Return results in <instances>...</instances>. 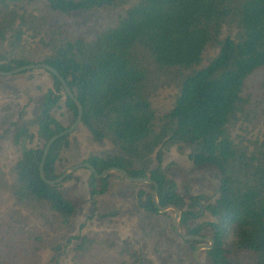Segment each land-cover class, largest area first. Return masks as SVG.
<instances>
[{"label":"trees","instance_id":"trees-1","mask_svg":"<svg viewBox=\"0 0 264 264\" xmlns=\"http://www.w3.org/2000/svg\"><path fill=\"white\" fill-rule=\"evenodd\" d=\"M40 63L56 69L82 104L92 140L116 149L84 163L156 181L160 206L182 210L183 233L214 239L204 263L264 264V0H0V71ZM39 71L54 89L33 119L22 121L16 103L0 104L1 137L13 133L19 148L10 163L0 160V264H150L130 243L78 227L84 200L40 178L46 143L68 127L53 115L61 83ZM162 73L177 87L165 108L155 103L168 84ZM65 97L73 123L78 109ZM68 146L67 136L51 145L48 180L62 175ZM171 148L217 171L215 196L189 195L188 184L177 192L162 167ZM111 177L121 178L90 172V195L104 194ZM197 203L207 219L193 224ZM148 212L160 213L153 202ZM175 235L192 256L199 241Z\"/></svg>","mask_w":264,"mask_h":264},{"label":"rangeland","instance_id":"rangeland-1","mask_svg":"<svg viewBox=\"0 0 264 264\" xmlns=\"http://www.w3.org/2000/svg\"><path fill=\"white\" fill-rule=\"evenodd\" d=\"M85 19L96 22L98 18ZM35 69L11 77L0 76V104L16 103L23 108L22 121L31 120L36 115L39 102L47 92L54 89L49 74ZM164 79L165 74L162 73ZM166 77V76H165ZM168 84L158 90L155 103L165 108L169 105L170 96L176 92L175 82L166 77ZM65 93V92H64ZM66 95V94H65ZM65 95L53 110V115L64 127H70L72 115L65 106ZM0 131V160L10 163L17 155L19 148L13 143V133L2 138ZM69 146L58 164L62 173L69 167L84 164L91 155L115 153L116 149L110 143H96L89 132L80 123L67 135ZM157 165V163H156ZM162 167L177 185V192L185 194L184 184L189 186V195L215 196L219 184L217 171L211 166H195L186 154H179L171 148L162 155ZM69 180L60 183L61 189L84 203L78 207L75 215L78 227L85 223L84 231L109 236L117 242H128L134 248H139L146 261L150 264H188L194 259L185 257L182 244L175 235L173 226L174 211L152 214L145 206L151 197L153 188L144 183H130L122 178L111 177L108 189L104 194L91 196L89 189L90 170L82 167L71 174ZM118 210L116 216L100 217L106 212ZM197 210V209H196ZM91 217V219H88ZM207 217L191 221L201 223ZM204 253L200 252L202 259ZM47 259V256L45 257Z\"/></svg>","mask_w":264,"mask_h":264},{"label":"water","instance_id":"water-1","mask_svg":"<svg viewBox=\"0 0 264 264\" xmlns=\"http://www.w3.org/2000/svg\"><path fill=\"white\" fill-rule=\"evenodd\" d=\"M35 69H41V70H45L50 72L51 74H53L58 81L61 83L62 88L65 92V94L75 102L77 109H78V115L77 118L75 120V122L72 124V126H70L68 129L54 135L53 137H51L48 142L46 143L45 147H44V151H43V156H42V161L39 165V175L40 178L47 184L49 185H56V184H60L61 182H63L69 175H71L72 173H74L76 170H78L79 168L85 167L87 169L90 170V172L93 173V175L95 176V178L97 179H103L105 178L107 175L111 174V173H116L118 174L122 179H124L125 181H128L130 183H144V184H151L153 186V192L151 195V200L154 203V205L158 208L160 213H165L168 211H174V217H173V226L175 229L176 234L182 238L183 240H190V241H207L208 244H203V243H199L195 250L193 251V256H194V260L197 262V264H210V263H204L202 261V259L200 258V251L204 250V249H209L214 245V239L211 236H207V237H201V236H196V235H185L184 233L181 232V228H180V218H181V209L178 208L177 206L173 205V204H169L166 205L164 207H161L158 201V197H157V191H158V183L150 178H145V177H131L129 176L123 169L121 168H117V167H109L107 169H105L104 171H102L101 173H98L95 169V167L89 163H84L81 165H75L72 167H69L68 169H66L61 176H59L56 180H48L45 177L44 174V160L49 152V149L51 147V145L59 138L67 136L68 134H70L75 128L76 126H78L81 122H82V116H83V107L82 104L79 102V100L75 97L74 93L72 92V90L70 89V87L68 86L67 82L65 81V79L61 76V74L54 69L52 66L46 64V63H40V64H36V65H25V66H21L18 68L13 69L12 71L9 72H3L0 71V76L2 77H11L14 75H18L22 72L25 71H30V70H35Z\"/></svg>","mask_w":264,"mask_h":264},{"label":"flooded vegetation","instance_id":"flooded-vegetation-1","mask_svg":"<svg viewBox=\"0 0 264 264\" xmlns=\"http://www.w3.org/2000/svg\"><path fill=\"white\" fill-rule=\"evenodd\" d=\"M152 202V200H151V197H149L147 200H146V202H145V206L146 207H148V206H150V203ZM196 207H198V208H200V215H198L199 216V218H202L201 216H203V217H205V211H204V207L200 204V203H197L196 204ZM181 213H182V210H181ZM198 218V219H199ZM195 220H197V219H195ZM199 224V223H198ZM181 228V232L183 233V231H184V229L182 228V227H180ZM204 237H207V236H204ZM199 243H203V244H208V242L207 241H199ZM198 243V244H199ZM197 244V245H198ZM196 245V246H197ZM196 248V247H195ZM212 248V247H211ZM211 248H209V249H211ZM209 249H204V250H201L200 252H202V253H204L206 250H209ZM227 264H239L236 260H232V259H227Z\"/></svg>","mask_w":264,"mask_h":264}]
</instances>
